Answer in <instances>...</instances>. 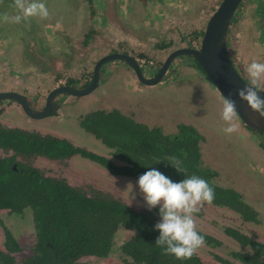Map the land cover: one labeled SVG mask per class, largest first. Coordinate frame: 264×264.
I'll list each match as a JSON object with an SVG mask.
<instances>
[{
	"label": "rangeland",
	"instance_id": "rangeland-1",
	"mask_svg": "<svg viewBox=\"0 0 264 264\" xmlns=\"http://www.w3.org/2000/svg\"><path fill=\"white\" fill-rule=\"evenodd\" d=\"M44 0L49 17H31L20 23L0 20V92H14L28 98L42 110L56 88L77 81L86 88L96 64L105 56L121 53L140 62L147 78L156 76L169 55L182 48L200 49L207 25L222 0ZM165 2V3H162ZM264 0H244L230 28V57L244 80L250 82L246 66L253 58L264 62ZM18 14L13 0L0 2V15ZM90 36L88 39L87 36ZM161 46H169L160 48ZM167 81L144 86L133 69L122 61L105 65L101 84L91 95L58 97L59 111L37 121L27 117L19 103L0 101V123L42 135L67 139L77 147L113 159L112 150L81 127L83 117L94 111L118 110L166 135L178 133L180 125L195 128L203 137V166L218 174L215 182L235 190L259 213L258 223H246L227 209L204 204L195 213L197 230L205 240L197 255L205 264L223 260L240 264L232 257L248 249L228 236L225 229H237L264 243V134L252 132L239 119L238 132L224 133L221 119L223 97L190 57L173 63ZM264 90V81L260 84ZM0 149L1 158L13 156ZM17 162L39 169L45 176L65 180L89 196L103 193L137 211H149L137 180L111 175L102 166L74 156L66 160L18 157ZM129 183L132 185L127 189ZM131 192V193H130ZM130 194V195H129ZM134 196V199H130ZM159 205L150 212L158 222ZM5 228L21 245L19 263L33 255L36 232L33 214L22 216L0 210V249L5 250ZM134 233L121 229L113 253L106 259L84 257L79 264H131L121 246ZM218 242V243H217Z\"/></svg>",
	"mask_w": 264,
	"mask_h": 264
},
{
	"label": "trees",
	"instance_id": "trees-1",
	"mask_svg": "<svg viewBox=\"0 0 264 264\" xmlns=\"http://www.w3.org/2000/svg\"><path fill=\"white\" fill-rule=\"evenodd\" d=\"M69 84L76 85L77 81L70 80ZM81 127L111 149L113 159L77 147L67 139L8 128L0 123V149L14 154L9 158L0 157V210L22 216L30 209L36 232L33 255L19 263L15 255L22 251L21 245L5 228V250L0 249V264H79L84 257L106 259L113 253L115 237L121 229L134 233L121 246L123 256L131 264H205L197 253L188 260L164 254L163 248L155 244L159 231L155 229L158 220L154 213L134 210L103 193L91 197L65 180L47 177L39 169L17 162L18 157L66 160L80 156L102 166L111 175L137 181L150 168L173 181L194 174L214 188L213 206L237 213L246 223L259 222L257 210L235 190L218 185L215 182L218 174L203 166L204 137L195 128L180 125L177 134L166 135L161 128L139 123L118 110L91 112L82 118ZM169 157L181 162V173L171 165ZM225 232L248 249L233 252L235 261L264 264V243L231 227ZM200 234L205 240L213 241L211 236ZM218 261L233 264L220 257Z\"/></svg>",
	"mask_w": 264,
	"mask_h": 264
},
{
	"label": "clouds",
	"instance_id": "clouds-1",
	"mask_svg": "<svg viewBox=\"0 0 264 264\" xmlns=\"http://www.w3.org/2000/svg\"><path fill=\"white\" fill-rule=\"evenodd\" d=\"M13 6L18 10V14L9 16L5 13L0 15V20L20 23L31 17L40 19L49 17V9L44 0H13ZM246 72L250 82L238 89L236 95L264 118V97L260 95V84L264 81V62L253 58L246 66ZM237 118L236 101L225 97L221 112V119L227 125L223 129L224 133L231 135L238 132ZM168 159L177 172L183 171L181 162L176 157ZM137 184L149 211L160 206L161 219L155 224L159 236L155 244L163 248L164 254L173 255L177 260L191 259L205 244L204 236L197 230L195 213L204 204H211L214 201V188L207 180L197 175L193 174L180 181H173L155 168H150L140 175ZM129 186L132 192L131 183L127 189ZM134 198L130 196L131 200Z\"/></svg>",
	"mask_w": 264,
	"mask_h": 264
},
{
	"label": "water",
	"instance_id": "water-1",
	"mask_svg": "<svg viewBox=\"0 0 264 264\" xmlns=\"http://www.w3.org/2000/svg\"><path fill=\"white\" fill-rule=\"evenodd\" d=\"M243 0H222L219 7L208 22L200 49L182 48L169 55L156 76L147 78L143 67L135 58L121 53H114L102 58L95 66L93 79L86 88L76 85H65L53 90L47 97L46 105L42 110L33 107L25 96L14 92H0V101H15L20 104L25 115L32 120H43L54 116L60 109L59 96L69 95L74 98H83L94 93L101 84L102 69L105 65L122 61L134 71L140 84L150 87L167 81L168 73L176 59L190 57L205 72L210 82L220 95L230 97L236 101V110L239 119L253 132L264 134V118L255 113L246 102L236 95L237 90L248 84L237 71L229 53L228 35L233 19ZM260 95L264 97V90ZM17 170V165H15Z\"/></svg>",
	"mask_w": 264,
	"mask_h": 264
},
{
	"label": "flooded vegetation",
	"instance_id": "flooded-vegetation-1",
	"mask_svg": "<svg viewBox=\"0 0 264 264\" xmlns=\"http://www.w3.org/2000/svg\"><path fill=\"white\" fill-rule=\"evenodd\" d=\"M143 1H144V0H143ZM161 1H165V0H161ZM145 2H146V0H145ZM153 2L156 3L157 0H154ZM169 2H171V1L167 0L166 3H165V2H162V3L167 4V3H169ZM243 2H244V0H243ZM243 2H242V4H241V6L243 5ZM259 3H262V0H259ZM241 6H240V8H241ZM240 8H239V9H240ZM263 9H264V8H263ZM237 12H238V11H237ZM236 14H237V13H236ZM235 17H236V15H235ZM235 17H234V19H235ZM263 17H264V16H263ZM234 19H233V20H234ZM232 24H233V23H232ZM159 71H160V70H159ZM168 74H169V73H168ZM14 169L16 170L15 166H14Z\"/></svg>",
	"mask_w": 264,
	"mask_h": 264
}]
</instances>
